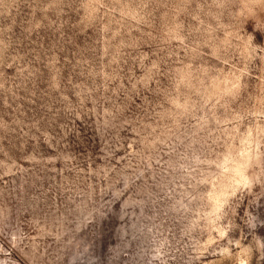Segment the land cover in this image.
I'll list each match as a JSON object with an SVG mask.
<instances>
[{
	"label": "rangeland",
	"instance_id": "obj_1",
	"mask_svg": "<svg viewBox=\"0 0 264 264\" xmlns=\"http://www.w3.org/2000/svg\"><path fill=\"white\" fill-rule=\"evenodd\" d=\"M0 264H264V0H0Z\"/></svg>",
	"mask_w": 264,
	"mask_h": 264
}]
</instances>
